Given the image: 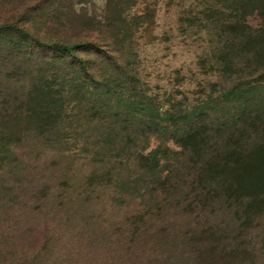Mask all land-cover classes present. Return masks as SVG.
<instances>
[{
  "label": "rangeland",
  "instance_id": "rangeland-1",
  "mask_svg": "<svg viewBox=\"0 0 264 264\" xmlns=\"http://www.w3.org/2000/svg\"><path fill=\"white\" fill-rule=\"evenodd\" d=\"M125 3L120 6L114 2L112 10L118 7L127 23L133 24V44L128 53L137 69V94L151 97L164 111L170 110L168 118L174 119L179 127L187 124L211 134L213 124L225 121L226 134L233 132V149L244 150L238 158L244 162L245 154L256 155L257 149H264V86L249 95L248 103L239 92L242 84L236 86L233 97H221L218 93L226 87L228 71L232 69L228 58L233 60L237 55L241 61L243 55L234 49L230 33H226L225 45L229 48L225 54L219 55L215 50L217 42L225 39L223 31L227 30L217 20L230 12L227 8L244 7L253 9L245 15L246 23L260 31L258 47L264 51V0H125ZM84 6L92 15H102L105 3L87 0ZM207 9L210 11L205 16L203 12ZM207 24L211 27L208 33L204 31ZM249 69L257 71L249 75L251 80L260 74L258 67ZM261 90L262 95H252ZM80 94L87 98L84 92ZM11 100L0 99V113L7 105L17 110L23 103L19 98L15 103ZM79 104L86 110L77 111V105L62 108L58 100L53 105H46L44 101L28 103L30 118L14 120L16 132H21L16 138L19 153L5 163L0 160V264H105L103 238L96 237L93 231L109 232L108 223L117 220L118 212L138 196L140 188L162 190L159 180L147 176L142 167L144 161L137 162L136 156L140 151L147 153L162 144L175 149L168 136H177L180 131H157L155 124L162 126L163 122L157 120L148 127L144 124L149 121L148 114L136 115L131 124L137 128V134L131 132L128 137L121 129H115L113 136L102 138L104 149H97L88 142L99 144L103 121L118 128L129 116L124 115L122 108L116 109L122 104L115 100L93 104V100L82 99ZM181 104L202 108L190 110L193 113L180 124L175 116L181 113ZM244 109L252 114L240 120ZM70 115L72 118L67 119ZM52 119L58 121L50 124ZM86 120L92 122L84 125ZM162 137H165L164 143L159 141ZM117 138L121 144L129 142L121 146ZM43 169L47 171L45 176L40 173ZM116 173L136 176L129 182L119 181L122 178L115 179ZM252 182V188L244 186L240 191L247 196H258L264 191V185L259 187L257 182ZM64 190L66 194L62 195ZM76 196L80 197L78 203H82V198L96 201V209L84 212L71 208L74 204L71 200H77ZM232 196L223 198L218 205H208L211 198L196 195L198 203L193 205L198 208L188 217H185L188 212L182 213L189 208L183 203L184 210L179 208L177 214H172L176 220L174 235L196 226L213 237L208 242H217L222 249H233L219 264H264V196L255 201L248 200L247 196H241L242 199ZM177 201L175 197L169 203ZM201 201L205 202L204 210L199 204ZM32 212H38V217L35 216L38 219H30ZM156 212L159 211L155 208L153 213ZM36 237L41 239L36 241ZM35 246L43 248L38 257ZM186 262L196 264L194 259Z\"/></svg>",
  "mask_w": 264,
  "mask_h": 264
},
{
  "label": "trees",
  "instance_id": "trees-1",
  "mask_svg": "<svg viewBox=\"0 0 264 264\" xmlns=\"http://www.w3.org/2000/svg\"><path fill=\"white\" fill-rule=\"evenodd\" d=\"M114 2L120 6L126 4L125 0H104V13L92 15L84 6L87 0H0V99H12L11 103L18 101V98L23 101L17 110L10 109L7 105L0 113L1 163L10 161V158L19 153L16 138L21 132H16L14 120L23 118L25 121L30 118L28 103L44 101L46 105H53L58 100L65 109L77 105V111L86 110L84 105L81 107L79 104L82 99L93 100V104L107 100L122 104V107L114 108H122L124 115L129 117L118 128H113L115 126L104 120L99 128L103 136L100 137L99 144L88 142L97 149H104L105 142L102 138L113 136L115 129H121L123 135L128 137L131 132L137 134V128L132 126L131 120L136 115L148 114L149 121L144 122L148 127L158 120L164 125L155 124L157 131H180L177 136H168V141L176 148L170 149L162 144L147 153H137V162L140 159L144 161L142 167L145 173L159 180L162 190L155 192L148 186L140 188L138 196H134L135 199L128 201L125 209L118 212L117 220L108 223L109 232L93 231L96 232V237L103 238L101 248L106 251L107 258L104 263L187 264L186 260L194 259L196 264H219V260L233 252V249H222L219 243L208 242L213 237H208L203 229L199 230L196 226H190L184 232H179V235H174L176 220H173L172 214H177L176 210L179 208L184 210L182 204L185 203L189 208L182 213H189H185V217L191 215L198 208L194 206L198 203L196 195L199 198H211L208 205H218L223 198L231 195L234 199L247 196L240 190L244 186L252 188V181L257 182L259 187L264 185V149H257L256 155L245 154L243 158L247 159L244 162L238 159L242 157L244 150L233 149V132L226 134L223 128L225 121L211 125V134L187 124L179 127L174 119L168 118L170 110L164 111L154 104L151 97L137 94V69L128 53L133 44V24L127 23L118 7L112 10ZM227 9L230 12L217 20L227 30L223 31L225 39L217 42L215 50L219 55L225 54L228 47L225 45L226 33H230L229 39L235 44L234 49L243 57L241 61L237 55L233 56V60L232 57L228 58L232 66L228 71L229 81L218 94L221 97H233V93L237 92L236 86L242 84L243 88L239 92L248 103L249 95L256 92L258 87L264 86V51L258 47L257 40L260 31L252 29L246 23L245 15L253 9ZM207 11L210 10L203 12L205 16ZM208 25L204 30L206 33L211 29ZM242 65L245 66L243 69ZM250 67H258L260 71L253 80L249 75L257 71L249 69ZM15 90L20 92H14ZM74 95H77L74 97L77 99L75 104L72 100ZM252 95L260 96L262 90ZM208 97L210 96L206 98ZM200 102L204 103V100ZM182 108L181 113L175 116L181 121L180 124L193 113L190 110L198 111L202 107L182 105ZM250 114L252 112L244 109L239 119L250 118ZM68 118L71 119L72 115L67 116ZM56 121L58 120L52 119L50 124ZM91 122L86 120L83 124L89 125ZM118 140L117 138V144L120 145L121 141ZM163 140L165 137L159 138L160 143H164ZM81 142L87 145L86 141ZM127 142L129 141H123L121 146ZM46 172L43 169L40 173L45 176ZM135 176H120L116 173L114 178L119 180L121 177L119 181L129 182ZM69 187L66 190L69 191ZM263 192L258 196H247V199L258 200L260 195L264 196ZM64 194L65 190L62 195ZM175 197L178 198L177 203L170 204ZM79 198L71 200L74 203L70 205L71 208L84 212L96 209V201L92 203V200L82 198V203H78ZM128 204L130 208H127ZM199 204L204 210L205 202L201 201ZM155 208L159 212L153 213ZM35 216L38 217V212L29 215L30 219H38ZM40 239L36 237V241ZM36 250L35 255L38 257L43 248L36 247ZM234 251L239 252V249ZM31 255L32 258L35 257L33 253ZM99 263L101 262L96 264Z\"/></svg>",
  "mask_w": 264,
  "mask_h": 264
}]
</instances>
